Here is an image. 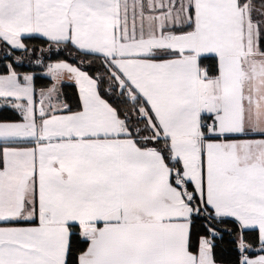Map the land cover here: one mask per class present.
Segmentation results:
<instances>
[{"label":"snow or ice","instance_id":"obj_1","mask_svg":"<svg viewBox=\"0 0 264 264\" xmlns=\"http://www.w3.org/2000/svg\"><path fill=\"white\" fill-rule=\"evenodd\" d=\"M0 264H264V0H0Z\"/></svg>","mask_w":264,"mask_h":264},{"label":"trees","instance_id":"obj_2","mask_svg":"<svg viewBox=\"0 0 264 264\" xmlns=\"http://www.w3.org/2000/svg\"><path fill=\"white\" fill-rule=\"evenodd\" d=\"M69 94H71L74 91V88H66L65 89Z\"/></svg>","mask_w":264,"mask_h":264}]
</instances>
